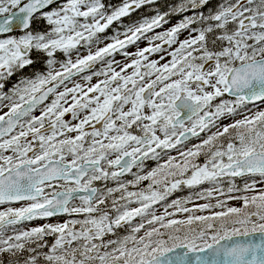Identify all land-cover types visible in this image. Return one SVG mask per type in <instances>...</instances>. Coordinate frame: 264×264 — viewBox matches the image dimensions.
Masks as SVG:
<instances>
[{"label":"snow or ice","instance_id":"snow-or-ice-1","mask_svg":"<svg viewBox=\"0 0 264 264\" xmlns=\"http://www.w3.org/2000/svg\"><path fill=\"white\" fill-rule=\"evenodd\" d=\"M0 264H264V0H0Z\"/></svg>","mask_w":264,"mask_h":264},{"label":"rangeland","instance_id":"rangeland-1","mask_svg":"<svg viewBox=\"0 0 264 264\" xmlns=\"http://www.w3.org/2000/svg\"><path fill=\"white\" fill-rule=\"evenodd\" d=\"M118 2V1H117ZM160 29H157V31H159ZM145 43H146V41H141L140 42V47H143V46H145ZM129 51H135V46H130L129 47V49H128ZM117 60H122L123 58L120 56V55H116V57H115ZM152 58H154V59H158V56H156V55H153V57ZM93 82H95V80L93 81ZM173 155H175V153H172ZM188 195V190L187 189H183V190H181V191H178V192H176V193H174L173 194V196L172 197H170L169 198V202H170V200L171 199H175V198H177L178 196H187ZM199 202H203V201H199ZM189 207H191V204H189L188 205ZM160 210H162V209H158V211H160ZM43 221H36V223H42ZM25 226H28V225H25Z\"/></svg>","mask_w":264,"mask_h":264},{"label":"trees","instance_id":"trees-1","mask_svg":"<svg viewBox=\"0 0 264 264\" xmlns=\"http://www.w3.org/2000/svg\"><path fill=\"white\" fill-rule=\"evenodd\" d=\"M117 1H118V0H114V2H117ZM144 14H145L144 11L141 10L140 12L135 13V14L131 17V19H132V20H136V19H138L141 15H144ZM124 23H125V24L129 23V20H128V19H125ZM114 27H115V25H114ZM111 33H112V29L110 28V29L108 30V34H111ZM154 163H155V162H152V164H150V165H151V166H154Z\"/></svg>","mask_w":264,"mask_h":264},{"label":"flooded vegetation","instance_id":"flooded-vegetation-1","mask_svg":"<svg viewBox=\"0 0 264 264\" xmlns=\"http://www.w3.org/2000/svg\"><path fill=\"white\" fill-rule=\"evenodd\" d=\"M15 79V78H14ZM149 164H152V162L150 161Z\"/></svg>","mask_w":264,"mask_h":264}]
</instances>
